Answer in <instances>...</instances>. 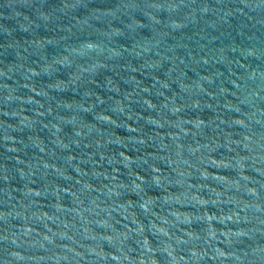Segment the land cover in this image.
Wrapping results in <instances>:
<instances>
[{"label": "water", "instance_id": "obj_1", "mask_svg": "<svg viewBox=\"0 0 264 264\" xmlns=\"http://www.w3.org/2000/svg\"><path fill=\"white\" fill-rule=\"evenodd\" d=\"M0 264H264V0H0Z\"/></svg>", "mask_w": 264, "mask_h": 264}]
</instances>
